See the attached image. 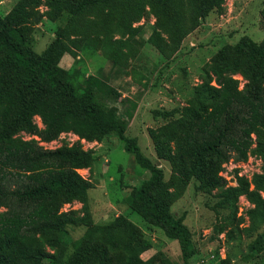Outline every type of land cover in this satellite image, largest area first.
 <instances>
[{
    "label": "rangeland",
    "instance_id": "1",
    "mask_svg": "<svg viewBox=\"0 0 264 264\" xmlns=\"http://www.w3.org/2000/svg\"><path fill=\"white\" fill-rule=\"evenodd\" d=\"M18 1L0 0V16ZM55 1L59 11L50 10L51 0H40L30 8L36 14L28 28L14 33L36 55L59 36L68 48L58 64L60 76L76 95L92 92L94 101L124 125L125 137L135 139L142 155L162 170V185L152 194L162 196L174 217L183 219L195 250L190 264H264V154L253 151L244 162L222 164L218 176L225 185L218 190L206 187L207 176L194 178L188 157L182 165L158 160L151 136L152 131L177 132L190 119L184 109H200L207 102V64L217 59L237 62L248 78H235L240 90L245 87L264 55V0H217L208 11L205 0H115L113 7L98 5L78 13ZM34 122L42 128L38 117ZM252 139L251 150L257 147L254 135ZM39 144L48 150L80 144L92 157L89 168L77 171L89 185V219L84 225L67 226L44 264H63L78 251L82 264H96L94 257L107 244L106 228L119 217L132 223L148 243L140 255L143 262L183 264L177 241L127 204L131 190L151 174L124 151L116 134L86 142L64 132ZM208 164L217 162L210 159ZM228 187L236 188L237 195L224 194ZM251 192L262 204L250 201ZM61 211L83 214L78 202L63 205ZM113 238L119 242L126 234L115 233Z\"/></svg>",
    "mask_w": 264,
    "mask_h": 264
},
{
    "label": "trees",
    "instance_id": "2",
    "mask_svg": "<svg viewBox=\"0 0 264 264\" xmlns=\"http://www.w3.org/2000/svg\"><path fill=\"white\" fill-rule=\"evenodd\" d=\"M51 1L50 10L59 11L56 1ZM62 1L74 13L115 4V0ZM214 1L217 0H205L206 11ZM39 3L40 0H19L5 17L0 16V264H44L50 256L48 251L55 253L59 247L58 236L66 227L84 225L89 219V185L77 171L90 167L91 155L80 144L55 150L39 144L52 142L64 132L86 142H100L114 133L124 142V151L151 174L139 188L131 190L127 204L167 238L176 240L182 263L190 264L195 250L183 219L174 217L162 196L152 194L162 185V170L142 155L135 139L125 137L124 125L94 101L92 92L76 95L74 87L60 76L58 64L68 48L59 36L41 55H36L22 36L14 33L28 28L29 18L36 14L30 8ZM262 56L259 69L241 90L235 76L248 77L237 62L217 59L207 64V91L203 92L207 102L200 109L185 108L184 115L190 119L177 132H151L158 160L182 165L188 157L194 178L203 180L207 176L206 187L221 190L225 185L218 176L222 164L230 160L244 162L253 151L264 154ZM22 134L35 136L38 141L25 140ZM253 135L257 147L251 150ZM210 159L217 164H208ZM227 192L237 195L236 188L228 187L223 193ZM248 196L254 204H262L258 194L251 192ZM72 202L82 205V216L61 211L63 205ZM115 233H125L126 239L114 241ZM105 235L107 244L94 257L96 264H149L140 259L148 243L140 239L135 226L125 218L116 219ZM63 264H82V252L74 253Z\"/></svg>",
    "mask_w": 264,
    "mask_h": 264
}]
</instances>
